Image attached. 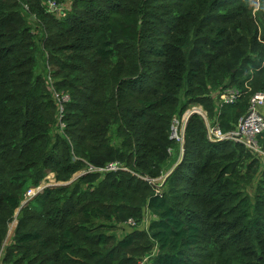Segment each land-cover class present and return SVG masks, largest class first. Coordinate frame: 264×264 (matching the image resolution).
I'll use <instances>...</instances> for the list:
<instances>
[{"label": "trees", "instance_id": "obj_1", "mask_svg": "<svg viewBox=\"0 0 264 264\" xmlns=\"http://www.w3.org/2000/svg\"><path fill=\"white\" fill-rule=\"evenodd\" d=\"M51 1L69 2L66 14ZM39 43L55 89L71 97L61 119L37 71ZM228 86L244 96L223 108L225 132L264 90V0H0L3 263L139 264L157 245L149 264H264L263 155L211 142L195 113L168 189L152 183L182 146L173 119L196 103L214 120L213 92ZM115 163L123 168L98 171ZM50 173L66 184L43 187L21 208L3 252L27 192ZM145 212L152 219L141 227ZM130 219L136 225L114 247L93 227Z\"/></svg>", "mask_w": 264, "mask_h": 264}, {"label": "built area", "instance_id": "obj_2", "mask_svg": "<svg viewBox=\"0 0 264 264\" xmlns=\"http://www.w3.org/2000/svg\"><path fill=\"white\" fill-rule=\"evenodd\" d=\"M52 9L54 8L52 7ZM48 84L50 85L55 99L57 100L61 119V117H63L64 115L65 105L71 100V97L68 93L59 92L55 89L51 74L49 75ZM217 93V114L214 120L209 121V114L205 109V111L198 110L197 108L192 111H189L188 109L182 116V118L175 117L173 119L171 138L180 143L182 145V148H184L185 130L188 124L187 122H189V119L193 114L197 113L202 115V112H205V114H203L202 116L207 120V134L208 139L211 142L217 143L231 140L237 143H242L247 148L254 150L264 156V150L260 143L261 138L264 137V90L257 91L251 95V97L249 98V106L247 112L241 117L236 127L228 132H225L222 129V126L220 124V115L225 106L237 104L244 96V92L240 87L228 86L225 88H221ZM61 125L62 127L65 126L64 124ZM172 152L173 150L170 149V153ZM121 168H123L121 165L115 163L110 164L107 168L99 169L98 171L105 170L106 172L110 170H118ZM41 188L42 187L38 189ZM128 223L132 226L136 225V221L134 219H130ZM152 255L153 254L141 260L139 264H146Z\"/></svg>", "mask_w": 264, "mask_h": 264}, {"label": "rangeland", "instance_id": "obj_3", "mask_svg": "<svg viewBox=\"0 0 264 264\" xmlns=\"http://www.w3.org/2000/svg\"><path fill=\"white\" fill-rule=\"evenodd\" d=\"M68 2V1H67ZM68 3L62 4L61 2H56V1H51L48 4V8L51 11H58L62 16H64L66 14L68 7ZM54 9H52V7ZM71 7V5H70ZM34 26H36V24H33ZM37 71L38 73L42 74L47 80L49 79V75L51 74L52 71V64L50 62V58H49V54L47 51H45L43 49V46L39 43L38 44V49H37ZM217 91H214L213 94H218ZM195 108H197L198 110H204V108L196 103H190L188 106L189 111L194 110ZM205 111V110H204ZM205 114V112H202V115ZM200 115V114H199ZM200 115L205 124L207 122V120ZM207 116V115H206ZM209 118V117H208ZM212 119L209 118V121H211ZM58 129L62 132L64 130V127H62V125H60L58 127ZM55 131V130H54ZM56 132V131H55ZM182 158H183V148L182 146L180 147H176L174 148L171 158L169 160V162L166 164V169L162 175L152 181V183L154 184L156 191L157 192H162L163 190H167L168 187H166L165 182H166V178L174 171L176 170V168H178L179 164L182 162ZM93 168L90 166L88 168H85L83 171H80L78 173H76L74 175V179H77L79 176H81L85 171H92ZM100 172H105V170H101ZM62 184H66L64 182H59L56 179V175L54 173H50L48 174V176L43 180L42 182V189L43 187L46 186H55V185H62ZM38 192H40V189H31L27 192L26 194V199L22 202L21 206H26L28 201L35 196ZM20 213V208L16 211L15 217L13 222L8 226V233L7 236L5 238L4 244H3V252L6 251V249L12 245L13 243V239L15 236V230L18 224V216ZM152 219V215L148 212H145V224L144 225H140L141 227H147L150 223ZM129 222V221H128ZM123 223V224H118V223H111L112 225L110 226L109 223H107V221H101V220H96L94 221L93 227L100 232H105L106 234H108L110 236V246L114 247L117 245L118 241L123 239L127 232L131 231V228L129 225V223ZM103 224H109L108 228H104L102 227ZM153 256H155L156 254H158V246L156 245L154 250H153ZM3 258H0V264H4L3 263ZM150 261H148L146 264H149Z\"/></svg>", "mask_w": 264, "mask_h": 264}, {"label": "water", "instance_id": "obj_4", "mask_svg": "<svg viewBox=\"0 0 264 264\" xmlns=\"http://www.w3.org/2000/svg\"><path fill=\"white\" fill-rule=\"evenodd\" d=\"M187 123H188V122H187ZM184 147H185V145H184ZM183 149H185V148H183ZM40 190H42V188H41ZM22 207H23V206L20 207V210H21Z\"/></svg>", "mask_w": 264, "mask_h": 264}]
</instances>
